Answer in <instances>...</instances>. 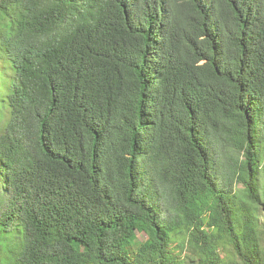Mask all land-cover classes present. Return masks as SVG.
Segmentation results:
<instances>
[{
	"label": "trees",
	"instance_id": "1",
	"mask_svg": "<svg viewBox=\"0 0 264 264\" xmlns=\"http://www.w3.org/2000/svg\"><path fill=\"white\" fill-rule=\"evenodd\" d=\"M0 264H264V0H0Z\"/></svg>",
	"mask_w": 264,
	"mask_h": 264
}]
</instances>
